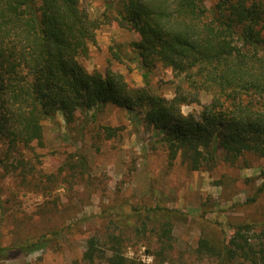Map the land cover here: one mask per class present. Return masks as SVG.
I'll return each instance as SVG.
<instances>
[{
	"label": "trees",
	"instance_id": "obj_1",
	"mask_svg": "<svg viewBox=\"0 0 264 264\" xmlns=\"http://www.w3.org/2000/svg\"><path fill=\"white\" fill-rule=\"evenodd\" d=\"M112 22L139 36L130 48L143 86L110 65L89 70L84 63L99 30ZM113 55L124 63L120 52ZM159 66L173 74L172 98L150 88V75ZM108 104L126 109L136 127L152 133L154 148L164 147L170 160L181 158L191 171L263 158L264 0H218L210 6L207 0H105L95 18L83 0H0V147L5 149L0 166L7 173L18 171L21 185L36 178L27 152L34 142L44 146L45 120L55 121L60 113L75 129L81 117ZM184 106L196 108L185 114ZM102 127L107 139L117 134L116 127ZM74 158L54 179L47 176L49 183L66 185L72 182L66 177H78L91 189L86 160ZM46 188L51 197L38 210L43 228L15 227V240L0 244V254L36 251L82 228L77 216L71 220L69 211L53 209L58 197ZM163 210H140L132 230L162 263L175 242L173 218ZM232 225L233 235L221 245L202 237L197 257L215 264H264V224ZM128 239L121 228L98 230L88 235L83 260L144 264L127 256Z\"/></svg>",
	"mask_w": 264,
	"mask_h": 264
},
{
	"label": "rangeland",
	"instance_id": "obj_2",
	"mask_svg": "<svg viewBox=\"0 0 264 264\" xmlns=\"http://www.w3.org/2000/svg\"><path fill=\"white\" fill-rule=\"evenodd\" d=\"M217 1L207 0L209 6ZM83 4L95 18L102 13L105 0H83ZM138 39L134 31L108 23L97 33V42L84 63L89 70H104L110 65L132 84L143 86L142 72L130 48L131 42ZM113 50L122 54L124 63L114 60ZM173 80L172 72L159 66L150 75V88L155 94L172 98ZM194 108L184 106L183 112L187 114ZM95 112L92 110L87 119L81 117L75 129L68 128L60 113L55 121H44V146L37 147L34 142L33 151L27 152L37 172V179L30 184L21 185L18 171L7 173L0 166V244L15 240L17 226L25 225L26 231L43 228L38 210L51 197L46 186L58 197L53 209L69 211L71 220L77 216L82 224L81 229L39 250L2 253L0 264H89L83 260L88 235L116 228L129 237L127 256L144 264H215L196 255L202 237L221 245L233 235L232 224L249 222L262 227L264 157L242 159L235 165L219 161L211 170L191 171L181 158L170 160L164 147L154 148L152 133L136 127L126 109L108 104L93 117ZM102 126L118 128L117 134L107 139ZM3 157L5 149L0 147ZM72 157V162L79 157L86 160L85 177L94 184L91 189L79 183L78 177H66L72 181L66 185L49 183L47 176L57 177L61 166ZM253 197L254 203L249 202ZM148 207L166 208L161 213H171L173 218L174 249L163 263L161 257L148 253L142 235L132 231L139 223V211Z\"/></svg>",
	"mask_w": 264,
	"mask_h": 264
}]
</instances>
